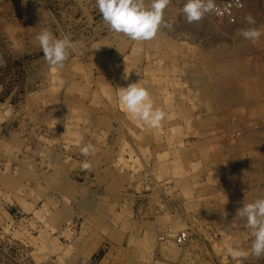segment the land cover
<instances>
[{
	"label": "rangeland",
	"instance_id": "rangeland-1",
	"mask_svg": "<svg viewBox=\"0 0 264 264\" xmlns=\"http://www.w3.org/2000/svg\"><path fill=\"white\" fill-rule=\"evenodd\" d=\"M243 1L245 17L188 23L186 0H170L169 27L142 42L113 32L96 0H0V264H177L187 251L264 264L237 215L264 198V35H241L264 33V0ZM45 29L76 44L62 68L44 59ZM137 82L166 113L157 128L119 103ZM206 85L238 94L215 107Z\"/></svg>",
	"mask_w": 264,
	"mask_h": 264
},
{
	"label": "clouds",
	"instance_id": "clouds-1",
	"mask_svg": "<svg viewBox=\"0 0 264 264\" xmlns=\"http://www.w3.org/2000/svg\"><path fill=\"white\" fill-rule=\"evenodd\" d=\"M170 0H96V6L102 15L103 21L115 33H122L133 41L153 40L162 26L169 27L165 22V11ZM183 14L188 23L199 22L206 15L218 11L215 0H186ZM249 25L256 23L251 15L246 17ZM246 40H258L264 35L258 28L249 27L241 30ZM37 40L44 54V59L53 68L64 66L70 50H75L76 44L70 34L54 37L45 29ZM119 103L122 108L134 119L142 121L148 127L157 128L166 118V113L154 107L150 92L139 82L131 83L127 87H120ZM81 153L88 156L94 152V146L86 144L81 147ZM84 170L92 165L88 160L81 163ZM237 215L246 218V226L251 230L254 239L251 242L250 252L256 257H264V198H258L251 203L243 204L237 210ZM229 255L240 257L244 255L242 249H227Z\"/></svg>",
	"mask_w": 264,
	"mask_h": 264
},
{
	"label": "built area",
	"instance_id": "built-area-1",
	"mask_svg": "<svg viewBox=\"0 0 264 264\" xmlns=\"http://www.w3.org/2000/svg\"><path fill=\"white\" fill-rule=\"evenodd\" d=\"M216 7L218 11L211 13L212 16L216 17L230 18L233 17L237 11L243 9L244 1L243 0H221L216 2ZM190 240V233L187 229L182 230L176 236V242L179 245H186Z\"/></svg>",
	"mask_w": 264,
	"mask_h": 264
},
{
	"label": "bare ground",
	"instance_id": "bare-ground-1",
	"mask_svg": "<svg viewBox=\"0 0 264 264\" xmlns=\"http://www.w3.org/2000/svg\"><path fill=\"white\" fill-rule=\"evenodd\" d=\"M244 9V8H243ZM243 9H241V10H239V11H242V17H245L247 14L245 13L244 15H243ZM246 11V10H245ZM238 12V11H237ZM236 12V13H237ZM238 14V13H237ZM236 18V17H235ZM239 21V20H238ZM231 68V67H230ZM238 70V69H237ZM243 73V72H242ZM229 76V75H228ZM199 78V77H198ZM253 78V77H252ZM260 78V77H259ZM228 79V78H227ZM242 79V78H241ZM199 80H200V78H199ZM198 80V81H199ZM222 80V79H221ZM224 80V79H223ZM231 80V79H230ZM236 80V79H235ZM222 82V81H221ZM235 82V81H234ZM237 82V81H236ZM225 83H227V82H225ZM228 83H231V81H228ZM241 83H243V82H241ZM206 84V83H205ZM208 85V84H207ZM207 85H206V88L205 89H203L204 91H203V94H204V98H208V100H210V102L212 103V105H214L215 107H218L219 106V103L220 102H222V100H229V98L230 97H233V96H236L237 94H238V92L237 93H232L231 94V96L229 95V98H228V96H226V95H228V91L226 90V89H219V90H217V91H213V90H211L212 88H208L207 87ZM202 86H204L203 84H202ZM205 87V86H204ZM213 87V86H212ZM232 87V86H231ZM234 87H235V85H234ZM213 88H215V87H213ZM238 88V87H237ZM231 89V88H230ZM255 89V88H254ZM255 91V90H254ZM262 91V90H261ZM230 93V92H229ZM230 99H232V98H230ZM241 100V99H240ZM262 105V104H261ZM250 106V105H249ZM260 106V105H259ZM263 106V105H262ZM256 109V108H255ZM258 110H259V108H258ZM253 112V111H252ZM260 112V111H259ZM256 113V112H255ZM257 114V113H256ZM260 115V114H259ZM261 140V139H260ZM259 140V141H260ZM264 142V141H263ZM263 142H261V143H263ZM254 143H257L255 140H253V144ZM249 144H251V143H249ZM252 145V144H251ZM264 145V144H263ZM249 146V145H248ZM254 146V145H253ZM264 148V147H263ZM259 149V148H258ZM253 152H254V149H253ZM261 154H263L264 155V151L262 150V148H261ZM254 155V154H253ZM256 156V155H255ZM259 156V155H258ZM263 157V156H262ZM259 159V158H258ZM230 192V191H229ZM234 194H238V187L236 186L235 188H234ZM253 195V194H252ZM251 202V201H250ZM138 236V235H137ZM137 238V237H136ZM161 239L162 240H165V237H161ZM135 240H137V239H135ZM140 240V239H139ZM138 241V240H137ZM142 243V242H141ZM139 244V243H138ZM130 245H131V243H130ZM130 248V247H129ZM141 248V247H140ZM143 248V247H142ZM139 249V248H138ZM127 250H128V248H127ZM140 250H142V249H140ZM145 250V249H144ZM137 251H139V250H137ZM128 252H130V251H128ZM139 253V252H138ZM138 253H137V255H138ZM128 255V254H127ZM134 258V257H133ZM133 258H130V259H133ZM130 259H128V260H130ZM135 259V258H134ZM140 259V258H139ZM140 260H142V259H140ZM122 261V260H121ZM128 262V261H127ZM133 263V262H132Z\"/></svg>",
	"mask_w": 264,
	"mask_h": 264
},
{
	"label": "crops",
	"instance_id": "crops-1",
	"mask_svg": "<svg viewBox=\"0 0 264 264\" xmlns=\"http://www.w3.org/2000/svg\"><path fill=\"white\" fill-rule=\"evenodd\" d=\"M29 16V15H27ZM25 20H30V17H27ZM14 15L7 13L6 15H4V17H2V20H6L7 22L14 20ZM27 46V45H26ZM38 46V43L35 44V47ZM14 47V46H13ZM13 49V48H12ZM11 49V51H12ZM14 52V50H13ZM264 74V73H263ZM260 87L262 88V93H264V83L262 82ZM192 258H199V253L195 252V251H187L186 254L184 256H182L179 259L174 258L173 260H175L174 262L177 264H195L196 260L192 259ZM173 262V263H174Z\"/></svg>",
	"mask_w": 264,
	"mask_h": 264
}]
</instances>
